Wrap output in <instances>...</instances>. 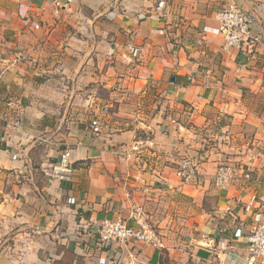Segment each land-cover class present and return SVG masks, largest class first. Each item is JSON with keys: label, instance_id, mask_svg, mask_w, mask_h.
<instances>
[{"label": "crops", "instance_id": "0c3cea01", "mask_svg": "<svg viewBox=\"0 0 264 264\" xmlns=\"http://www.w3.org/2000/svg\"><path fill=\"white\" fill-rule=\"evenodd\" d=\"M71 1L0 0V100L15 103L0 111V264H246L264 216V143L229 163L249 178L223 186L221 152L205 143L250 123L264 0ZM230 1L253 17L251 46L220 53L215 13ZM62 153L69 180L52 174ZM183 158L196 166L189 182ZM133 206L162 247H104L83 229L134 226Z\"/></svg>", "mask_w": 264, "mask_h": 264}, {"label": "built area", "instance_id": "2783aa9c", "mask_svg": "<svg viewBox=\"0 0 264 264\" xmlns=\"http://www.w3.org/2000/svg\"><path fill=\"white\" fill-rule=\"evenodd\" d=\"M54 11L67 8L71 4V0H51ZM215 19L218 23V32L223 38V44L220 47V53H227L230 50L240 51L244 45H249L252 39L251 27L253 25V17L247 14L238 4L230 1L224 7L215 13ZM17 56L23 57L22 52H18ZM18 121L14 122L17 125ZM90 129L97 133L100 130L99 117H93L89 123ZM196 166L186 158L180 160L178 167V175L183 181L194 180L196 175ZM52 174L60 180H69L72 174L71 162L67 153H62L59 160L52 168ZM242 174L244 178H249L248 174L240 173L231 164H220L214 174V183L216 186H223L225 183L234 180ZM130 218L134 222V226H128L120 219L111 220L104 219L98 224L92 223L93 226L85 225L83 229L89 235L95 236L102 246L110 244H127L140 243L151 245L154 247H162V242L155 228L148 222L146 214L140 206H133ZM96 224V225H95ZM246 239L247 256L246 264H264V216L253 223ZM242 234L240 228L234 230V236L238 237Z\"/></svg>", "mask_w": 264, "mask_h": 264}, {"label": "rangeland", "instance_id": "374dc122", "mask_svg": "<svg viewBox=\"0 0 264 264\" xmlns=\"http://www.w3.org/2000/svg\"><path fill=\"white\" fill-rule=\"evenodd\" d=\"M257 76H260V80L258 83L253 82V87H248L245 92V102L246 106L252 114H250V123L248 124L247 130L238 129L236 130L231 137L232 132L227 131L225 133L222 132L219 138L208 141L207 144H212L211 146L213 150L216 148L221 152V160L218 162V166L220 164H241L242 157H254L257 155L258 149L260 151V147L258 144L260 142L264 143V70H261ZM1 106L0 111L2 110L3 105L11 110H14L15 103L12 99L5 97L0 100ZM17 119V118H16ZM16 119L11 118L10 121H16ZM45 120V119H44ZM1 121V119H0ZM43 136V134H40ZM41 138V137H40ZM210 138V137H209ZM220 142V146L214 141ZM230 143L229 148H223V144L228 145ZM41 139H39L36 143L35 147L40 150V154L44 153L45 147L41 145Z\"/></svg>", "mask_w": 264, "mask_h": 264}]
</instances>
